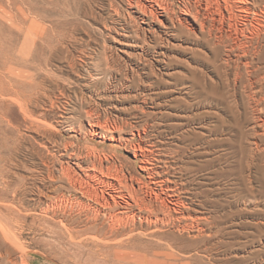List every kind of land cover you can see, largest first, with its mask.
<instances>
[{"label": "rangeland", "instance_id": "rangeland-1", "mask_svg": "<svg viewBox=\"0 0 264 264\" xmlns=\"http://www.w3.org/2000/svg\"><path fill=\"white\" fill-rule=\"evenodd\" d=\"M187 1L0 0V264H264V0Z\"/></svg>", "mask_w": 264, "mask_h": 264}, {"label": "bare ground", "instance_id": "bare-ground-1", "mask_svg": "<svg viewBox=\"0 0 264 264\" xmlns=\"http://www.w3.org/2000/svg\"><path fill=\"white\" fill-rule=\"evenodd\" d=\"M154 1V0H153ZM161 1V0H160ZM164 1V0H163ZM184 1V0H183ZM187 1V0H186ZM190 1V0H189ZM198 1V0H197ZM196 1V2H197ZM206 1H208V0H206ZM211 1V0H210ZM210 1H208V2H210ZM237 1V0H236ZM25 2V1H24ZM165 2H166V0H165ZM172 2V1H171ZM188 2V1H187ZM199 2V1H198ZM201 3H202V1H200ZM225 2V1H224ZM239 2V1H238ZM131 3H133V2H131ZM156 3L158 4V6H159V8L161 9V10H158V9H156L155 8V11H151V14H153L154 15V17L156 16V18L158 17V16H160L161 15V17L163 18V21L164 20H168L169 22H170V24H171V26H167L166 28H167V30H172L173 29V27L175 26V18L177 19V23H179L180 25H182L181 27H183V26H186L187 27V25L185 24V22H184V20L185 21H187V23H189L190 22V24H192V25H194V23L192 22V20L190 21V19H189V17H188V15L189 16H191V17H193L194 18V20L198 23V24H200V25H202L201 24V20L202 19H200L199 18V15H198V12H200V11H194L193 9H192V7H191V5L189 4V2L188 3H186L185 5H184V7H185V9L183 10L184 11V13L183 14H185V17L184 18H180V17H178V16H176V17H174V15H177V14H174V13H172L171 14V11H170V8H169V6L168 5H165V4H163V3H160V2H158V1H156ZM206 3V2H205ZM204 3V4H205ZM244 3V2H243ZM150 4V3H149ZM153 4V3H152ZM193 4H195V2L193 3ZM192 4V5H193ZM208 4V3H207ZM172 5V4H171ZM199 5V4H198ZM141 6V5H140ZM151 6V5H150ZM196 6H197V4H196ZM208 6H209V4H208ZM212 6V5H211ZM239 7H240V5H238ZM242 6V5H241ZM142 7V6H141ZM183 7V8H184ZM173 8V7H172ZM204 8V7H203ZM211 8V7H210ZM244 8V7H243ZM242 8V9H243ZM246 9V8H245ZM146 10V9H145ZM153 10V9H152ZM173 10H174V8H173ZM196 10H197V8H196ZM199 10V9H198ZM203 10V9H202ZM206 10H208V8L206 9ZM144 11V10H143ZM205 11V10H204ZM210 11V10H209ZM174 12V11H173ZM144 13V12H143ZM206 13H208L207 11H206ZM200 14V13H199ZM203 14V13H202ZM216 14V13H215ZM219 14V13H218ZM208 15V14H207ZM206 15V16H207ZM149 16H150V14H149ZM204 17H205V15H204ZM159 18V17H158ZM184 19V20H183ZM189 19V20H188ZM213 19H214V17H213ZM156 20V19H155ZM159 21H160V19H158ZM175 20V21H174ZM193 20V21H194ZM152 21V20H151ZM157 21V20H156ZM162 21V20H161ZM160 21V22H161ZM189 21V22H188ZM162 24V23H161ZM164 24V23H163ZM197 25V24H196ZM205 27V26H204ZM211 27V26H210ZM201 28V27H200ZM203 28V27H202ZM212 30V29H211ZM211 30H209V31H211ZM166 32V31H165ZM174 32V31H173ZM192 32H194V30L192 31ZM215 32V31H214ZM179 33V32H178ZM189 33V32H188ZM169 34V33H168ZM209 34V33H208ZM215 34V33H214ZM200 36V35H199ZM216 36V35H215ZM227 36V35H226ZM34 38V37H33ZM205 38V37H204ZM216 38V37H215ZM71 40V39H70ZM167 40V39H166ZM207 40V39H206ZM219 42V41H218ZM220 43V42H219ZM223 43V42H222ZM230 44V43H229ZM37 45V44H36ZM222 45V44H221ZM226 46V45H225ZM46 47V46H45ZM228 48V47H227ZM54 50V49H53ZM229 51V50H228ZM226 54V53H225ZM4 56V55H3ZM238 58H239V56H238ZM225 60H226V58H225ZM28 62V61H27ZM222 63H223V61H222ZM220 64V63H219ZM225 64V63H224ZM248 65H249V63H248ZM251 65V64H250ZM22 66V65H21ZM224 66V65H223ZM24 67H26V65L24 66ZM248 67V66H247ZM88 68V67H87ZM237 69V68H236ZM250 69V68H249ZM226 70V69H225ZM247 70V69H246ZM85 72H87V71H85ZM2 74H4V73H2ZM247 75H249V74H247ZM220 76H221V74H220ZM1 77V76H0ZM38 77V76H37ZM221 78V77H220ZM228 81V80H227ZM242 81V80H241ZM240 81V82H241ZM248 81V80H247ZM208 82V81H207ZM248 83H249V81H248ZM202 84V83H201ZM245 85V84H244ZM248 86V85H247ZM253 87H254V85H252ZM204 87V86H203ZM249 88V87H248ZM210 89H212V88H210ZM224 89V88H223ZM247 89V88H246ZM251 89V88H250ZM32 90V89H31ZM39 90V89H38ZM44 90V89H43ZM249 90V89H248ZM200 91V90H199ZM203 91H204V89H203ZM211 91V90H210ZM212 91H213V89H212ZM226 91H224V93H225ZM7 93V92H6ZM41 93V92H40ZM228 93V92H227ZM228 95V94H227ZM219 96V95H218ZM13 97V96H12ZM16 99V98H15ZM218 99V98H217ZM17 100V99H16ZM83 101V100H82ZM80 103H82V102H80ZM33 106V105H32ZM94 110V109H93ZM91 112V111H90ZM93 113V112H92ZM261 114V113H260ZM89 116V115H88ZM93 118V117H92ZM61 121V120H60ZM104 123V122H103ZM91 124V123H90ZM98 124V123H97ZM106 123H104V125H105ZM117 124V123H116ZM70 125V124H69ZM124 126V125H123ZM107 128V127H106ZM115 128V127H114ZM110 131H112V130H110ZM90 133V132H89ZM102 133V132H101ZM112 133V132H111ZM96 134H97V132H96ZM118 138V137H117ZM124 144V143H123ZM147 147V146H146ZM140 148V147H139ZM143 149V148H142ZM141 149V150H142ZM146 150V149H145ZM96 153V152H95ZM69 155V154H68ZM90 155V154H89ZM94 155V154H93ZM86 157V156H85ZM97 158V157H96ZM78 160V159H77ZM118 160V159H117ZM96 161V160H95ZM98 161V160H97ZM142 161V160H141ZM113 162V161H112ZM93 163H95V162H93ZM84 166V165H83ZM70 167V166H69ZM91 167V166H90ZM89 168V167H88ZM145 168V167H144ZM91 169V171L90 170H87V172L85 173V174H87V176H90V177H93V178H96L97 177V175L95 174V171L96 170H98V166H95L94 164H93V166H92V168H90ZM147 169V168H146ZM66 170V169H65ZM123 170V169H122ZM154 170V169H153ZM152 170V171H153ZM116 171V170H115ZM63 172V171H62ZM64 172H66V171H64ZM75 172V171H74ZM103 172H104V170H103ZM80 174V173H79ZM101 174H103V173H101ZM60 175V174H59ZM65 175H67V174H65ZM120 175V174H119ZM258 175V174H257ZM100 176V175H99ZM103 176V175H102ZM101 176V177H102ZM57 177V176H56ZM64 177V176H63ZM68 177V176H67ZM78 177V176H77ZM69 178V177H68ZM84 178V177H83ZM98 178V177H97ZM114 178V177H113ZM130 178V177H129ZM155 178V177H154ZM61 179V178H60ZM54 180V179H53ZM66 181V180H65ZM82 178L80 179V178H78L77 180H75V182H73V181H71L70 179H69V183H71V184H69V185H71L70 187L73 189V190H75V191H79V192H81V194H86V192H85V189H83V188H81V186H82ZM150 181V180H149ZM63 182V181H62ZM76 182H80L81 184H77ZM84 182H87L86 180L84 181ZM161 182V181H160ZM59 183V182H58ZM116 183V182H115ZM128 184V183H127ZM58 185V184H57ZM61 185V184H60ZM66 185V184H65ZM130 186H132V185H130ZM69 187V188H70ZM121 187V186H120ZM66 188V187H65ZM86 188V187H85ZM144 188V187H143ZM130 190V189H129ZM86 191H88V190H86ZM60 192H62V191H60ZM60 192H58V193H60ZM66 193V192H65ZM75 193V192H74ZM71 194V193H70ZM68 195V194H67ZM69 196V195H68ZM68 196H66V195H64V194H62V195H60L59 196V202L57 203L58 204V207H64L65 209H66V207H71V208H74L75 206H79L81 209L79 210V215H73V216H71L68 220H69V223H66L65 224V230L67 231V233H68V235H69V240H71V243L72 244H74V246L77 248V250L78 251H82V249H92V251H93V253H89L90 254V256L91 255H93V256H91V257H98V216H99V214H98V199H96V200H94V203H89V202H87V201H84L83 199H81L80 197H78V196H70V197H68ZM88 197V196H87ZM90 197V196H89ZM115 198V197H114ZM113 198V199H114ZM143 199V198H142ZM161 199V198H160ZM56 200H58L57 198H56ZM163 200V199H162ZM137 201V200H136ZM135 201V202H136ZM160 202V201H159ZM116 203V202H115ZM57 204H56V206L55 207H57ZM146 204V203H145ZM117 206V205H116ZM177 206V205H176ZM179 206V205H178ZM54 207V208H55ZM78 207V208H79ZM139 207V206H138ZM137 207V208H138ZM141 207V206H140ZM142 208V207H141ZM144 208V207H143ZM151 208V207H150ZM154 209V208H153ZM141 210V209H140ZM54 211V210H53ZM60 211V210H59ZM77 211V210H76ZM154 211V210H153ZM69 212V211H68ZM156 212V211H155ZM183 212V211H182ZM49 213V212H48ZM62 213V212H61ZM66 213V212H65ZM72 213V212H71ZM82 213L85 215V217L84 218H81V215H82ZM154 213V212H153ZM78 214V213H77ZM130 214V213H129ZM69 215H71V214H69ZM83 215V216H84ZM106 216V215H105ZM46 217V216H45ZM64 217V216H63ZM68 217V216H67ZM133 217V216H132ZM152 217V216H151ZM144 218V217H143ZM163 219V218H162ZM59 220V219H58ZM67 220V221H68ZM43 221V220H42ZM48 221H50V220H48ZM66 221V220H65ZM140 221V220H139ZM64 222V221H63ZM117 222V221H116ZM42 223V222H41ZM62 223V222H61ZM133 223V222H132ZM149 223V222H148ZM190 223V222H189ZM46 224V223H45ZM58 224V223H57ZM64 224V223H63ZM152 225V224H151ZM193 225V224H192ZM64 226V225H63ZM126 226V225H125ZM131 226V225H130ZM136 226V225H135ZM129 227V226H128ZM198 227V226H197ZM64 228V227H63ZM125 228V227H124ZM117 229V228H116ZM132 229V228H131ZM136 229H137V227H136ZM157 230V229H156ZM199 230V229H198ZM122 231V230H121ZM120 232V231H119ZM116 233V232H115ZM58 234V233H57ZM61 234V233H60ZM59 235V234H58ZM119 235V234H118ZM129 235V234H128ZM130 235H131V233H130ZM88 236H90V237H88ZM112 237V236H111ZM52 238H53V236H52ZM128 238V237H127ZM118 239V238H117ZM121 239V238H120ZM138 239V238H137ZM51 240V239H50ZM106 240V239H105ZM104 240V241H105ZM57 241V240H56ZM108 241V240H107ZM69 242V241H68ZM115 242H117V241H115ZM120 242V241H119ZM128 242V241H127ZM130 242V241H129ZM61 243V242H60ZM109 243V242H108ZM118 243V242H117ZM70 243H68V245H69ZM145 244V243H144ZM92 245V246H91ZM106 245H107V243H106ZM129 245V244H128ZM57 246V245H56ZM72 246V245H71ZM105 246V245H104ZM125 246H127V245H125ZM69 247V246H68ZM109 247V246H108ZM131 247V246H130ZM49 248V247H48ZM75 248V249H76ZM81 248V249H80ZM65 250V249H64ZM142 250V249H141ZM70 252V251H69ZM89 252V251H88ZM143 252V251H142ZM58 253V252H57ZM61 253H63V252H61ZM88 254V255H89ZM73 255V254H72ZM102 255V254H101ZM86 256V255H85ZM105 256V255H104ZM102 257V256H101ZM105 257H107V256H105ZM79 258V257H78ZM88 258H89V256H88ZM52 259V258H51ZM87 259V258H86ZM90 259V258H89ZM104 259V258H103ZM97 260V259H96ZM96 260L94 261L95 263H96ZM74 262H75V260H74ZM88 263H89V261H87ZM98 262V261H97ZM70 263V262H69ZM102 264V263H101ZM120 264V263H119Z\"/></svg>", "mask_w": 264, "mask_h": 264}]
</instances>
